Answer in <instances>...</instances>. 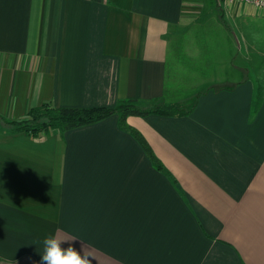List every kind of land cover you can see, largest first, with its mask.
I'll use <instances>...</instances> for the list:
<instances>
[{"label": "crops", "instance_id": "1", "mask_svg": "<svg viewBox=\"0 0 264 264\" xmlns=\"http://www.w3.org/2000/svg\"><path fill=\"white\" fill-rule=\"evenodd\" d=\"M263 29L264 8L224 0H0L6 121L190 111L128 118L163 169L118 115L39 138L0 120V264H39L57 230L93 264H264Z\"/></svg>", "mask_w": 264, "mask_h": 264}, {"label": "trees", "instance_id": "2", "mask_svg": "<svg viewBox=\"0 0 264 264\" xmlns=\"http://www.w3.org/2000/svg\"><path fill=\"white\" fill-rule=\"evenodd\" d=\"M189 112L181 109L178 105L145 104L138 100H124L115 107L92 108H55L46 103L41 107L31 109L26 117L21 120L6 121L1 117L0 120L13 132H22L31 137L39 138L51 135L56 130L64 133L71 129L98 123L112 115H118L120 126L134 135L157 168L163 169L162 164L142 134L128 124V118L131 116L145 117L151 114L183 116L189 114Z\"/></svg>", "mask_w": 264, "mask_h": 264}, {"label": "clouds", "instance_id": "3", "mask_svg": "<svg viewBox=\"0 0 264 264\" xmlns=\"http://www.w3.org/2000/svg\"><path fill=\"white\" fill-rule=\"evenodd\" d=\"M58 233L59 230L57 234L49 235L43 240L44 250L39 264H93V258L84 254L82 247L81 250L71 244L67 248L63 247L67 241Z\"/></svg>", "mask_w": 264, "mask_h": 264}, {"label": "rangeland", "instance_id": "4", "mask_svg": "<svg viewBox=\"0 0 264 264\" xmlns=\"http://www.w3.org/2000/svg\"><path fill=\"white\" fill-rule=\"evenodd\" d=\"M234 31V30H233ZM261 32L264 34V29L263 30H261ZM234 33H236V31H234ZM174 62V61H173ZM175 63H176V61H175ZM177 64V63H176ZM183 65H182V68L181 69H177V71H176V73H177V79H180V80H187L189 77H191V73L189 72V71H186V68L187 67H185V66H187V65H185L184 63H182ZM179 83V85L181 86V85H185V83L184 82H178ZM188 83V82H187Z\"/></svg>", "mask_w": 264, "mask_h": 264}, {"label": "built area", "instance_id": "5", "mask_svg": "<svg viewBox=\"0 0 264 264\" xmlns=\"http://www.w3.org/2000/svg\"><path fill=\"white\" fill-rule=\"evenodd\" d=\"M225 3H245L256 6L257 8H264V0H224Z\"/></svg>", "mask_w": 264, "mask_h": 264}]
</instances>
